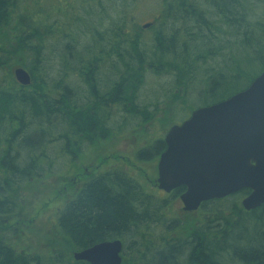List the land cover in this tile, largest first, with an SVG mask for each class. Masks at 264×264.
Masks as SVG:
<instances>
[{
    "label": "trees",
    "instance_id": "trees-1",
    "mask_svg": "<svg viewBox=\"0 0 264 264\" xmlns=\"http://www.w3.org/2000/svg\"><path fill=\"white\" fill-rule=\"evenodd\" d=\"M16 66L28 86L15 81ZM257 66L264 0H0V226L33 181L67 172L112 130L162 113L181 122L244 89ZM148 74L171 78L162 101L141 98ZM163 149L162 139L150 141L136 157ZM183 190L157 197L118 170L96 174L58 209L55 230L72 250L120 239L121 264H264V205L244 210L249 190L175 213ZM2 231L0 264H88L61 249L17 251Z\"/></svg>",
    "mask_w": 264,
    "mask_h": 264
},
{
    "label": "water",
    "instance_id": "water-1",
    "mask_svg": "<svg viewBox=\"0 0 264 264\" xmlns=\"http://www.w3.org/2000/svg\"><path fill=\"white\" fill-rule=\"evenodd\" d=\"M13 76L22 86L31 83L21 66L13 68ZM164 142L157 187L166 193L183 187L179 200L184 212L242 189L249 190L240 201L244 210L264 205V69L244 89L199 106L171 125ZM121 251V240L111 239L75 250L72 258L88 264H121Z\"/></svg>",
    "mask_w": 264,
    "mask_h": 264
},
{
    "label": "rangeland",
    "instance_id": "rangeland-1",
    "mask_svg": "<svg viewBox=\"0 0 264 264\" xmlns=\"http://www.w3.org/2000/svg\"><path fill=\"white\" fill-rule=\"evenodd\" d=\"M141 10L144 13L141 25L151 22V6ZM260 71L258 66L253 67L250 74L254 76ZM169 86H171L169 76L148 74L141 90V98L149 102L158 97V100L162 101V90ZM215 98L219 99V97ZM193 102L194 107L202 105L201 101L193 100ZM172 124V121L162 113L156 121L153 120V123H147L137 129L126 131L114 129L107 136L96 141L86 153L79 156L67 172L62 170L46 178L33 181L27 188L24 199L19 203L20 206L18 204L19 208L16 213L11 215L12 217L3 218L4 222L0 227L3 230L2 235L5 236L4 242L11 244L17 251L42 253L61 249L73 260L72 253L75 250L70 249L55 230L56 213L74 195L83 181L90 176L103 173L101 171L108 168L128 175L146 193H152L157 197L170 196L157 188L158 158L141 161L136 157L135 150L139 147L138 144L162 139ZM172 206L175 213L192 214L198 211L197 209L184 212L179 198L173 199ZM64 258L66 259V256Z\"/></svg>",
    "mask_w": 264,
    "mask_h": 264
},
{
    "label": "flooded vegetation",
    "instance_id": "flooded-vegetation-1",
    "mask_svg": "<svg viewBox=\"0 0 264 264\" xmlns=\"http://www.w3.org/2000/svg\"><path fill=\"white\" fill-rule=\"evenodd\" d=\"M177 123H180V122H177ZM173 124H176V123H173ZM172 124V125H173ZM171 126V125H170ZM165 135V134H164ZM98 140H100V139H98ZM98 140H96V141H98ZM162 141L164 142V136H162ZM143 143H145V142H143ZM138 144L139 145V147L135 150V155H136V153L140 150V149H143V148H146L148 145H149V143H150V141H146V143L145 144ZM165 142H164V149H165ZM91 148V147H90ZM164 149L158 154V156H156L158 159H159V156H160V154L164 151ZM156 157H154V158H156ZM152 159V158H151ZM150 159V160H151ZM147 161H149V160H147ZM157 162H158V160H157ZM110 169H112V168H108V169H106V170H103V171H101V172H103V173H105V172H107V171H109ZM156 170H157V165H156ZM96 175V174H95ZM158 188V187H157ZM159 189V188H158ZM159 190H161V189H159ZM77 191V190H76Z\"/></svg>",
    "mask_w": 264,
    "mask_h": 264
},
{
    "label": "bare ground",
    "instance_id": "bare-ground-1",
    "mask_svg": "<svg viewBox=\"0 0 264 264\" xmlns=\"http://www.w3.org/2000/svg\"><path fill=\"white\" fill-rule=\"evenodd\" d=\"M29 126V125H28ZM62 161V160H61Z\"/></svg>",
    "mask_w": 264,
    "mask_h": 264
}]
</instances>
